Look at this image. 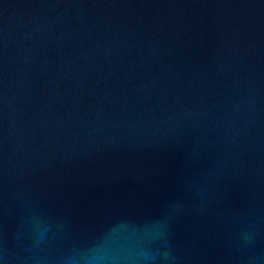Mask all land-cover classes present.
<instances>
[{
	"label": "water",
	"instance_id": "95a60500",
	"mask_svg": "<svg viewBox=\"0 0 264 264\" xmlns=\"http://www.w3.org/2000/svg\"><path fill=\"white\" fill-rule=\"evenodd\" d=\"M0 264H264V0H0Z\"/></svg>",
	"mask_w": 264,
	"mask_h": 264
}]
</instances>
